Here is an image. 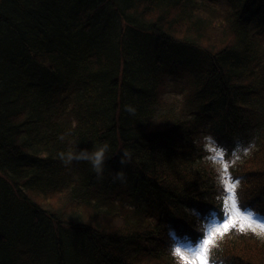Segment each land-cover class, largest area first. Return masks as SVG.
Here are the masks:
<instances>
[{
    "label": "trees",
    "instance_id": "obj_1",
    "mask_svg": "<svg viewBox=\"0 0 264 264\" xmlns=\"http://www.w3.org/2000/svg\"><path fill=\"white\" fill-rule=\"evenodd\" d=\"M210 137L264 214V0H0V264H185L228 213ZM102 143V178L59 159ZM209 264H264V237Z\"/></svg>",
    "mask_w": 264,
    "mask_h": 264
},
{
    "label": "snow or ice",
    "instance_id": "obj_2",
    "mask_svg": "<svg viewBox=\"0 0 264 264\" xmlns=\"http://www.w3.org/2000/svg\"><path fill=\"white\" fill-rule=\"evenodd\" d=\"M209 149L216 152L214 159H221L223 157L222 149H217L213 146L211 137L209 138ZM229 165L223 164V169L227 172ZM229 182L225 183V191L227 198L232 201L231 214L225 216L224 222L216 225L210 229L207 236L203 238L197 247H192L191 244L185 246L183 242L178 241L175 247V253L183 259L185 264H209V253L211 247L214 245L216 237L223 236L232 228H237L240 232L252 231L254 234L261 236L264 235V222L258 223L254 214L247 209L241 210L236 188L239 185V180L231 182V177H226Z\"/></svg>",
    "mask_w": 264,
    "mask_h": 264
},
{
    "label": "clouds",
    "instance_id": "obj_3",
    "mask_svg": "<svg viewBox=\"0 0 264 264\" xmlns=\"http://www.w3.org/2000/svg\"><path fill=\"white\" fill-rule=\"evenodd\" d=\"M125 110L129 111L131 113L135 112V108L131 105H126ZM65 139L64 135L60 136V140L63 141ZM78 145V144H77ZM76 145V150H67V151H61L59 152L58 156L59 159L65 164L70 165L72 162L77 160L87 161L91 164L92 170L96 174L98 178H102L105 167H106V161L110 157V145L108 143H102L99 146H96L94 144V147L92 150L88 149H78ZM131 160V156L127 151L122 152L121 156V164L125 165L129 163ZM114 179L123 181L126 179L125 172L123 168H121L119 171H116Z\"/></svg>",
    "mask_w": 264,
    "mask_h": 264
},
{
    "label": "rangeland",
    "instance_id": "obj_4",
    "mask_svg": "<svg viewBox=\"0 0 264 264\" xmlns=\"http://www.w3.org/2000/svg\"><path fill=\"white\" fill-rule=\"evenodd\" d=\"M209 143H210V141L208 140V147H209ZM212 143H213V141H212ZM213 146L215 148H217V149H222L219 146L218 147L215 146L214 143H213ZM222 151H223V149H222ZM215 156H216V152H213V151L210 150V153L208 155V158H210V161H212L215 164L216 168H218L220 170V172H221V178L224 179V183H227V182H229L228 180H226V177L229 176V167H228L227 172H225L224 169H223V164L224 163H227V162H226V159L224 157V151H223V157L221 159H214L213 157H215ZM231 182H232V178H231ZM225 200H226L225 206H226V211L228 212L227 213V216H228V215L231 214L232 201L230 199H228V198H226ZM241 210H244V209L241 208ZM250 211L254 214V217L257 219V222L258 223L264 222V214L259 213V212L255 211V210H250ZM223 222H224V219L222 221H220L219 218L214 219V221H213L211 227L209 228V230L210 229H213L216 225L221 224ZM261 236L264 237V235H261ZM220 237L221 236L218 235L216 237L215 242H217ZM187 245L188 244H186L185 246H187ZM198 245H199V243L198 244H191L192 247H197ZM227 249H229V247Z\"/></svg>",
    "mask_w": 264,
    "mask_h": 264
}]
</instances>
